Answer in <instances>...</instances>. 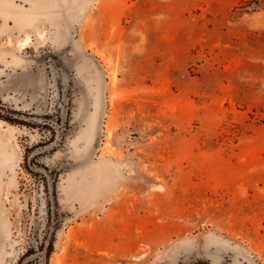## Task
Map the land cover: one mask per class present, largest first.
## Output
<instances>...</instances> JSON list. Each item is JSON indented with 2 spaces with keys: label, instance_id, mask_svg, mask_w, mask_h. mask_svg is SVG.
Here are the masks:
<instances>
[{
  "label": "rangeland",
  "instance_id": "374dc122",
  "mask_svg": "<svg viewBox=\"0 0 264 264\" xmlns=\"http://www.w3.org/2000/svg\"><path fill=\"white\" fill-rule=\"evenodd\" d=\"M10 109L0 264H264V0H0Z\"/></svg>",
  "mask_w": 264,
  "mask_h": 264
},
{
  "label": "trees",
  "instance_id": "16d2710c",
  "mask_svg": "<svg viewBox=\"0 0 264 264\" xmlns=\"http://www.w3.org/2000/svg\"><path fill=\"white\" fill-rule=\"evenodd\" d=\"M16 113H21L20 111L14 110V109H10L8 111V114H4L0 111V117L11 122V123H18V124H23V123H27L26 121H24V119H21L19 117H17L15 114ZM54 137V136H53Z\"/></svg>",
  "mask_w": 264,
  "mask_h": 264
}]
</instances>
